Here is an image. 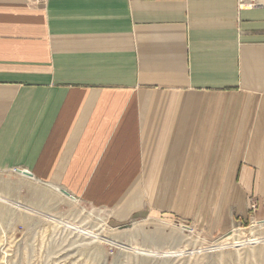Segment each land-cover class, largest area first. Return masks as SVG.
Segmentation results:
<instances>
[{"label": "crops", "instance_id": "crops-1", "mask_svg": "<svg viewBox=\"0 0 264 264\" xmlns=\"http://www.w3.org/2000/svg\"><path fill=\"white\" fill-rule=\"evenodd\" d=\"M258 4L0 0V202L24 185L117 223H264Z\"/></svg>", "mask_w": 264, "mask_h": 264}, {"label": "rangeland", "instance_id": "rangeland-1", "mask_svg": "<svg viewBox=\"0 0 264 264\" xmlns=\"http://www.w3.org/2000/svg\"><path fill=\"white\" fill-rule=\"evenodd\" d=\"M16 186L24 197L11 195L10 201L0 202V264H264V223L231 222L223 233L168 212L117 223L107 212L58 191L44 196L36 187L30 196V188ZM253 206L248 204L250 211ZM254 239L255 244L248 243Z\"/></svg>", "mask_w": 264, "mask_h": 264}, {"label": "bare ground", "instance_id": "bare-ground-1", "mask_svg": "<svg viewBox=\"0 0 264 264\" xmlns=\"http://www.w3.org/2000/svg\"><path fill=\"white\" fill-rule=\"evenodd\" d=\"M0 201L3 202V200L0 198ZM15 206H18L17 204H15ZM61 221V220H60ZM64 227H66L67 229L69 230H72L76 233H79V234H82V235H85V236H89V237H93L95 239H98V235H94L93 233L91 232H87V231H83V230H80L79 228L77 227H74L72 225H69V224H64ZM251 231V230H250ZM238 232V231H237ZM236 232V233H237ZM252 234V233H251ZM236 237V236H235ZM238 238V237H237ZM236 238V239H237ZM228 241V239L225 240V242ZM257 242L256 239L254 240H248V243L249 244H255ZM259 242V241H258ZM244 244V243H243ZM143 248V247H141ZM148 249V248H147ZM155 250V249H154ZM158 250V249H157ZM172 250V249H171ZM174 250V249H173ZM139 254H143V255H150V256H156V255H159V256H166V255H175L176 253L175 252H163V253H156V252H152V251H137ZM183 252V251H182ZM137 253V254H138Z\"/></svg>", "mask_w": 264, "mask_h": 264}, {"label": "built area", "instance_id": "built-area-1", "mask_svg": "<svg viewBox=\"0 0 264 264\" xmlns=\"http://www.w3.org/2000/svg\"><path fill=\"white\" fill-rule=\"evenodd\" d=\"M47 1L48 0H26V3L30 6H39L45 4ZM258 5V0H236V8L238 11H250L258 7ZM251 208H254V206Z\"/></svg>", "mask_w": 264, "mask_h": 264}, {"label": "water", "instance_id": "water-1", "mask_svg": "<svg viewBox=\"0 0 264 264\" xmlns=\"http://www.w3.org/2000/svg\"><path fill=\"white\" fill-rule=\"evenodd\" d=\"M17 172H18L19 174L25 176V177H29V176H30L28 173H25V172H22V171H17ZM58 192H59L62 196L66 197V198H68V199H70V200H72V201H75V198L72 197V196H71L69 193H67L66 191H64V190H62V189H59ZM123 228H125V227H123Z\"/></svg>", "mask_w": 264, "mask_h": 264}]
</instances>
